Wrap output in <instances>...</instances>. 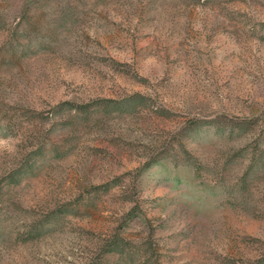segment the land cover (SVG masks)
<instances>
[{"label": "rangeland", "instance_id": "rangeland-1", "mask_svg": "<svg viewBox=\"0 0 264 264\" xmlns=\"http://www.w3.org/2000/svg\"><path fill=\"white\" fill-rule=\"evenodd\" d=\"M0 264H264V0H0Z\"/></svg>", "mask_w": 264, "mask_h": 264}]
</instances>
